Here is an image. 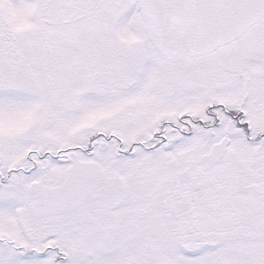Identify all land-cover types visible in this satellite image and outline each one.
Wrapping results in <instances>:
<instances>
[{
    "label": "snow or ice",
    "instance_id": "obj_1",
    "mask_svg": "<svg viewBox=\"0 0 264 264\" xmlns=\"http://www.w3.org/2000/svg\"><path fill=\"white\" fill-rule=\"evenodd\" d=\"M0 264H264V0H0Z\"/></svg>",
    "mask_w": 264,
    "mask_h": 264
}]
</instances>
